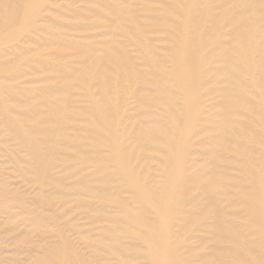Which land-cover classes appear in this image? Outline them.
I'll return each mask as SVG.
<instances>
[{
  "label": "bare ground",
  "instance_id": "obj_1",
  "mask_svg": "<svg viewBox=\"0 0 264 264\" xmlns=\"http://www.w3.org/2000/svg\"><path fill=\"white\" fill-rule=\"evenodd\" d=\"M0 264H264V0H0Z\"/></svg>",
  "mask_w": 264,
  "mask_h": 264
}]
</instances>
